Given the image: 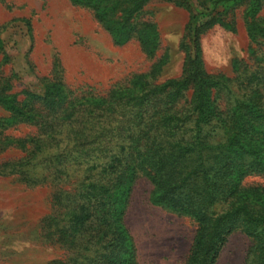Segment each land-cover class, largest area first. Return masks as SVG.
Listing matches in <instances>:
<instances>
[{"label": "rangeland", "instance_id": "374dc122", "mask_svg": "<svg viewBox=\"0 0 264 264\" xmlns=\"http://www.w3.org/2000/svg\"><path fill=\"white\" fill-rule=\"evenodd\" d=\"M211 7L210 0H187L184 5L150 0L125 29L127 38L117 41L93 8L77 0H0L4 44L0 86L18 92L22 100L27 90L55 86L62 92L60 97L77 106H104L113 96L140 93L182 78L192 40L199 37L204 69L222 83L212 87L219 108L229 112L254 98L259 105L254 111L264 112V36H251L248 31L250 22L264 27V0L248 16L246 1ZM198 13L192 26V16ZM142 30L157 45L152 55L141 43ZM192 93L193 89L186 90L185 99ZM241 111L246 119L256 116L247 114L246 108ZM255 120L250 133L258 141L263 138L264 120ZM36 131L35 125L0 105V264H50L54 259L67 260L70 252L64 239L46 235L45 224L63 210L55 200L56 192L71 186L53 180L44 164L35 171L29 145L19 142ZM240 159L243 165L255 162L248 154ZM262 165H253L238 181L242 198L258 204H264ZM153 189L148 177L136 180L119 232L123 231L127 243H134L136 264H186L198 223L188 213L153 203ZM226 199L220 197L214 210L227 208L231 198ZM253 245L250 235L235 229L214 264H247Z\"/></svg>", "mask_w": 264, "mask_h": 264}, {"label": "trees", "instance_id": "16d2710c", "mask_svg": "<svg viewBox=\"0 0 264 264\" xmlns=\"http://www.w3.org/2000/svg\"><path fill=\"white\" fill-rule=\"evenodd\" d=\"M148 1L77 0L93 8L117 41L127 38L125 29ZM239 1L248 3V16L261 0H210L211 9ZM199 17V13L192 16V26ZM248 31L251 36H264L258 22H250ZM147 34L142 30L139 37L152 55L157 45ZM192 43L182 78L140 93L113 96L104 106H77L60 97L62 92L55 86L27 90L24 100L18 92L0 86V105L37 127L33 135L19 139L30 147L32 167L36 171L44 164L53 180L71 186L56 192L55 200L63 210L45 224L46 235L64 239L70 252L67 260L54 259L50 264H136L135 245L127 243L119 230L132 186L140 176L154 185L153 203L188 213L197 221L186 264H214L235 229L254 239L247 264H264V204L243 199L238 185L253 165L263 166L264 133L257 141L250 129L257 124L255 119L264 120V112L254 111L259 106L254 98L229 112L220 109L212 87L222 83L205 71L199 37ZM188 89L193 93L185 99ZM243 108L256 116L246 119ZM247 154L255 162L243 165L240 158ZM220 197L231 199L227 208L217 212L213 206ZM124 252L129 257H123Z\"/></svg>", "mask_w": 264, "mask_h": 264}]
</instances>
